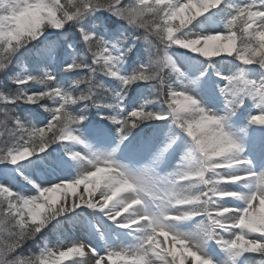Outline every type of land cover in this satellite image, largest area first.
Listing matches in <instances>:
<instances>
[{
  "label": "snow or ice",
  "instance_id": "1",
  "mask_svg": "<svg viewBox=\"0 0 264 264\" xmlns=\"http://www.w3.org/2000/svg\"><path fill=\"white\" fill-rule=\"evenodd\" d=\"M0 264H264V0H0Z\"/></svg>",
  "mask_w": 264,
  "mask_h": 264
},
{
  "label": "rangeland",
  "instance_id": "2",
  "mask_svg": "<svg viewBox=\"0 0 264 264\" xmlns=\"http://www.w3.org/2000/svg\"><path fill=\"white\" fill-rule=\"evenodd\" d=\"M217 107H222V100L220 101V103L217 105ZM89 120H91L92 121V119H91V117H90V112H89ZM103 124H105L104 122H102ZM241 124L243 123V120H241V122H240ZM106 125V124H105ZM237 126H239V125H237ZM248 151H249V155H250V157L254 160V155H253V149H254V147H253V144H252V138H249V142H248ZM177 161L176 162H174V165H176V163L178 162V159H179V153H177ZM82 190V189H81ZM79 211V210H78ZM88 210H85V212H87ZM186 230H189L187 227H184ZM119 232H120V230H117V233L115 234V239H117V240H119L121 237H120V235H119ZM125 239V242L127 241V239H130V238H127V237H125L124 238Z\"/></svg>",
  "mask_w": 264,
  "mask_h": 264
},
{
  "label": "bare ground",
  "instance_id": "3",
  "mask_svg": "<svg viewBox=\"0 0 264 264\" xmlns=\"http://www.w3.org/2000/svg\"><path fill=\"white\" fill-rule=\"evenodd\" d=\"M257 165V163H255V166ZM172 166V165H171ZM257 167V166H256ZM170 169H171V167H169ZM259 168L257 167V170H258Z\"/></svg>",
  "mask_w": 264,
  "mask_h": 264
},
{
  "label": "trees",
  "instance_id": "4",
  "mask_svg": "<svg viewBox=\"0 0 264 264\" xmlns=\"http://www.w3.org/2000/svg\"><path fill=\"white\" fill-rule=\"evenodd\" d=\"M32 107H35V106H32Z\"/></svg>",
  "mask_w": 264,
  "mask_h": 264
}]
</instances>
